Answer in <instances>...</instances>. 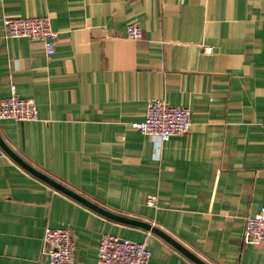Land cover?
<instances>
[{"label":"crops","instance_id":"obj_1","mask_svg":"<svg viewBox=\"0 0 264 264\" xmlns=\"http://www.w3.org/2000/svg\"><path fill=\"white\" fill-rule=\"evenodd\" d=\"M31 15L50 17L51 55L40 39L3 33V17ZM127 24L142 36L127 37ZM11 83L38 119L2 118L0 138L27 163L208 264H264V243L242 240L245 216L264 205V0H0V99ZM151 98L188 107L189 132L156 141L132 127ZM46 227L72 232L76 264L95 263L105 233L146 238L148 264H196L0 145V264H48Z\"/></svg>","mask_w":264,"mask_h":264},{"label":"built area","instance_id":"obj_2","mask_svg":"<svg viewBox=\"0 0 264 264\" xmlns=\"http://www.w3.org/2000/svg\"><path fill=\"white\" fill-rule=\"evenodd\" d=\"M3 33L8 37H30L43 41L45 52L55 51L57 32L52 29L48 15L5 16L2 18ZM127 37L138 39L142 29L137 24L125 26ZM12 118L18 121L38 119L37 107L33 99L21 97L13 83L10 93L0 99V119ZM190 109L186 106L172 105L161 98H151L147 102L144 118L132 121L131 126L162 141L173 135H184L191 127ZM262 126V161L264 170V116ZM155 197H148L152 204ZM242 240L244 243H264V205L244 219ZM73 235L64 227H46L41 239V253L48 264H76L73 256ZM151 251L147 239L140 241L105 233L100 237L97 257L94 264H148Z\"/></svg>","mask_w":264,"mask_h":264},{"label":"water","instance_id":"obj_3","mask_svg":"<svg viewBox=\"0 0 264 264\" xmlns=\"http://www.w3.org/2000/svg\"><path fill=\"white\" fill-rule=\"evenodd\" d=\"M0 145L3 147V149L17 162L19 163L24 169L29 171L31 174L35 175L36 177L40 178L50 186L54 187L55 189L69 195L70 197L76 199L77 201L87 205L88 207L92 208L93 210L122 223L130 224L134 226H139L142 228H145L157 235H159L161 238H163L165 241L170 243L172 246H174L176 249H178L180 252L185 254L187 257H189L192 261H194L196 264H208L204 260H202L200 257H198L196 254L191 252L188 248H186L184 245L179 243L176 239H174L172 236H170L168 233L163 231L157 226H154L148 222L142 221L140 219H136L133 217L123 216L119 215L117 213H114L112 211H109L100 205L92 202L91 200L87 199L83 195L77 193L73 189L67 187L66 185L62 184L61 182L53 179L49 175L43 173L42 171L38 170L37 168L33 167L29 163H27L24 159H22L19 155L14 153L11 149H9L5 143L0 138Z\"/></svg>","mask_w":264,"mask_h":264}]
</instances>
